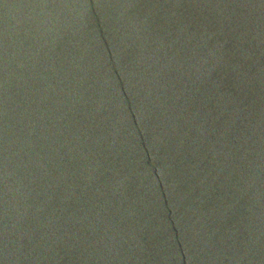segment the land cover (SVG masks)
<instances>
[{"label": "water", "instance_id": "obj_1", "mask_svg": "<svg viewBox=\"0 0 264 264\" xmlns=\"http://www.w3.org/2000/svg\"><path fill=\"white\" fill-rule=\"evenodd\" d=\"M0 264H264V0H0Z\"/></svg>", "mask_w": 264, "mask_h": 264}]
</instances>
